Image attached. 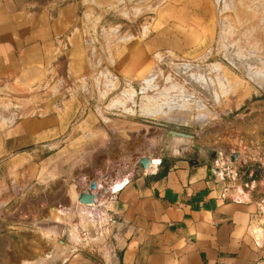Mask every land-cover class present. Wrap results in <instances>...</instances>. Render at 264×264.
<instances>
[{
  "label": "crops",
  "instance_id": "1",
  "mask_svg": "<svg viewBox=\"0 0 264 264\" xmlns=\"http://www.w3.org/2000/svg\"><path fill=\"white\" fill-rule=\"evenodd\" d=\"M203 3L187 0L160 12L157 29L125 36L129 42L115 53L122 36H97L80 8L99 9L96 18L116 9L129 19L128 0H48L25 8L0 0V220L6 238H19L0 261L96 264L70 243L56 249L43 232L70 230L82 209L78 198L93 182L114 185L133 173L101 207L111 232L104 264H264V203L233 186L218 164L154 152L166 147L165 134L128 121L124 93L117 94L121 83L134 91L137 75L192 53V38H207ZM144 157L160 162L135 174Z\"/></svg>",
  "mask_w": 264,
  "mask_h": 264
},
{
  "label": "rangeland",
  "instance_id": "2",
  "mask_svg": "<svg viewBox=\"0 0 264 264\" xmlns=\"http://www.w3.org/2000/svg\"><path fill=\"white\" fill-rule=\"evenodd\" d=\"M47 1L16 0V6L25 8L34 2L41 5ZM66 1L82 5L84 0H63ZM185 1L128 0V8L132 11L129 19L116 9L96 18L101 12L92 9L90 4L82 5L79 15L81 18L82 13L86 15L87 24L92 23L97 36L102 34L112 41L122 36L115 50L119 53L129 42L125 36L131 39L142 31L157 29L159 22L154 19L160 12L176 11ZM203 1V27L208 31L207 38H192L195 47L192 53L178 54L173 61L153 68L149 74L137 75L139 80L134 91H125L127 87L121 83L117 94L124 93L121 105L132 115L128 121L142 123L152 128V132L158 129L165 134L166 147L154 152L218 164L233 186L243 188L253 194L254 200L264 203V0ZM125 6L121 8L126 9ZM111 74L115 78L122 76L119 71ZM127 101L131 102L130 108L134 106L132 109H126ZM181 120L189 122L184 124ZM170 131L185 132L192 139L171 136L167 141ZM160 137L159 140L151 138V147L158 146L163 136ZM11 215L14 222L19 220L15 219L19 213ZM51 215L50 211L48 220L52 219ZM103 221L93 224L78 213L70 221V230L68 227L55 228L53 233L49 232L57 236L49 238L52 234L47 232H43V236L47 233L48 237H44L53 241L56 249L62 242L70 243L72 252L76 250L84 258L94 257L96 264H104L111 232L107 229L106 218ZM4 222L0 220L2 260L4 251L15 252L19 242L15 235L6 238ZM6 241L10 244L7 247Z\"/></svg>",
  "mask_w": 264,
  "mask_h": 264
},
{
  "label": "bare ground",
  "instance_id": "3",
  "mask_svg": "<svg viewBox=\"0 0 264 264\" xmlns=\"http://www.w3.org/2000/svg\"><path fill=\"white\" fill-rule=\"evenodd\" d=\"M153 112V111H152ZM151 112V113H152ZM171 112H172V110H171ZM158 113V112H157ZM156 114V113H155ZM155 114H154V116H155ZM150 115V114H149ZM152 115V114H151ZM165 115H167V114H165ZM173 115V114H172ZM176 116V115H175ZM168 117V116H167ZM170 117V116H169ZM173 118V117H172ZM178 119V118H177ZM183 119V118H182ZM173 120V119H172ZM171 120V121H172ZM185 120V119H184ZM184 120L182 121L184 124L186 123H188L187 121H185L184 122ZM196 121V120H195ZM172 122H174V121H172ZM182 124V123H181ZM197 124H198V122H197ZM174 136H176V137H178V138H183V137H179V136H177V135H174ZM163 138V137H162ZM185 139H190V138H185ZM224 158V157H223ZM227 159V158H226ZM150 160V159H149ZM140 161V160H139ZM138 161V162H139ZM151 161V166L148 168V169H146L145 171H153V170H155V166H157L158 164H159V160H154V161H152V160H150ZM234 161V160H233ZM229 163V162H228ZM134 168V167H133ZM135 169V168H134ZM227 171V170H226ZM223 172V171H222ZM149 173V172H148ZM221 173V172H220ZM133 173H130V175H126L123 179H122V181H119V182H116V183H114V185H110L109 183V185H107V183H103V182H100L99 183V193L100 192H102L100 195H98L97 196V199H96V202H95V204L94 205H91V206H87V205H82V204H80L79 202H77L81 207H82V209L80 210V213H81V215H83V216H86V218L91 222V223H98L99 221H103L104 220V218H105V216H106V212H104L102 209H101V207L102 206H104L105 205V203L108 201V197H106L105 196V194H106V191H108V193L110 192V193H118L128 182H129V180H130V176L132 175ZM123 176V175H122ZM133 176V175H132ZM101 177H102V175H101ZM103 179V178H102ZM100 180V179H99ZM108 180V179H107ZM110 181V180H109ZM105 182V181H104ZM114 182V181H113ZM96 183V182H95ZM98 183V182H97ZM255 184V183H254ZM89 189H90V186H89ZM88 189V190H89ZM240 191V193H243V191L242 190H239ZM98 192H95V194L96 193H98ZM77 205V204H76ZM77 208V207H76ZM104 209V208H103ZM78 211V210H77ZM108 221V220H107ZM54 223H57V224H59V221H58V219H54ZM55 228H57V229H59V227H58V225H56V226H54V229ZM52 232V231H51ZM51 232H47V233H51ZM54 232V231H53ZM52 232V233H53ZM61 232H64V231H62L61 230ZM47 233L46 234H44V236H47L48 237V235H47ZM51 233V234H52ZM56 233V232H55ZM53 236H57V234H52L51 235V237H49V238H52ZM257 237H260V235L259 234H257L256 235Z\"/></svg>",
  "mask_w": 264,
  "mask_h": 264
},
{
  "label": "water",
  "instance_id": "4",
  "mask_svg": "<svg viewBox=\"0 0 264 264\" xmlns=\"http://www.w3.org/2000/svg\"><path fill=\"white\" fill-rule=\"evenodd\" d=\"M177 135L179 137H183V138H190L192 139V136L186 134L185 132H180V131H170L167 134V141H169V137ZM151 166V161L148 158H142L140 159V161L138 162L137 168L135 169V174L139 173L140 171H145L146 169H148ZM98 192V186L97 183L93 182L90 185V189L88 192L86 193H82L79 198H78V202L82 205H87V206H91L94 205L97 199V196L99 193ZM106 197H108V191H106L105 194ZM55 209L52 208L50 211L53 213Z\"/></svg>",
  "mask_w": 264,
  "mask_h": 264
}]
</instances>
